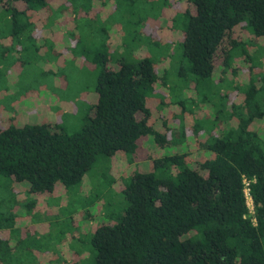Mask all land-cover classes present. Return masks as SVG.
Listing matches in <instances>:
<instances>
[{"label":"trees","instance_id":"16d2710c","mask_svg":"<svg viewBox=\"0 0 264 264\" xmlns=\"http://www.w3.org/2000/svg\"><path fill=\"white\" fill-rule=\"evenodd\" d=\"M52 1L0 0V15L15 36L28 28L30 11ZM242 22L264 42V0H187L171 27L180 23L188 75L224 81L237 73L235 52L249 55L238 31ZM102 63L92 115L79 131L67 134L47 123L0 127V174L26 183L30 193L50 192L58 183L76 185L97 153L136 154L143 146L163 149L186 139L185 130L169 137V120L147 101V91L169 88L152 59ZM256 79L260 85L247 82L241 89V104L214 111L215 120L223 118L217 134L191 126L202 136L195 150L149 153L151 169L134 172L122 188L123 214L95 229L93 264H264V139L253 126L264 117V73Z\"/></svg>","mask_w":264,"mask_h":264},{"label":"rangeland","instance_id":"374dc122","mask_svg":"<svg viewBox=\"0 0 264 264\" xmlns=\"http://www.w3.org/2000/svg\"><path fill=\"white\" fill-rule=\"evenodd\" d=\"M186 3L55 0L30 11L28 28L15 36L0 15V127L47 123L75 133L87 113L92 115L104 59L111 64L149 57L169 88L147 91V101L169 120V137L171 133L177 138L181 130L186 137L163 149L143 146L136 154L97 153L76 185L58 183L50 192L30 193L26 183L0 174V264H93L95 229L105 220L115 223L123 214L127 203L122 188L134 172L151 169L149 153L195 150V140L202 136L191 133V126L218 133L223 118L215 120L214 111L224 106L228 112L241 104L247 82L260 85L256 77L264 73V42L252 38L246 22L238 31L249 55L235 52L231 65L237 73H228L224 81L188 75L180 23L171 27ZM255 121L264 139V117Z\"/></svg>","mask_w":264,"mask_h":264},{"label":"built area","instance_id":"2783aa9c","mask_svg":"<svg viewBox=\"0 0 264 264\" xmlns=\"http://www.w3.org/2000/svg\"><path fill=\"white\" fill-rule=\"evenodd\" d=\"M249 183H250L249 180H246V179L243 180V190H244V195H245V198H246V204H247L249 213L251 215H253L254 208H253V203H252V199H251V195H250ZM253 221H254V218H253Z\"/></svg>","mask_w":264,"mask_h":264}]
</instances>
